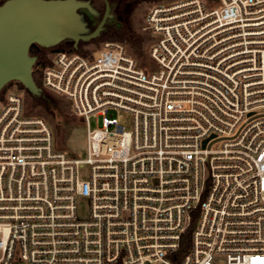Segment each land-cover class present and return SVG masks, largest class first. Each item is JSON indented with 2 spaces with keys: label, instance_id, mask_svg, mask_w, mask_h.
<instances>
[{
  "label": "built area",
  "instance_id": "obj_1",
  "mask_svg": "<svg viewBox=\"0 0 264 264\" xmlns=\"http://www.w3.org/2000/svg\"><path fill=\"white\" fill-rule=\"evenodd\" d=\"M144 28L149 64L106 41L40 67L85 157L0 100V264H264V0L156 4Z\"/></svg>",
  "mask_w": 264,
  "mask_h": 264
},
{
  "label": "water",
  "instance_id": "obj_2",
  "mask_svg": "<svg viewBox=\"0 0 264 264\" xmlns=\"http://www.w3.org/2000/svg\"><path fill=\"white\" fill-rule=\"evenodd\" d=\"M81 7L90 6L79 0H4L0 4V91L18 81L32 94H41L33 75L37 61L30 54L33 44L51 47L71 40L77 45L101 35L110 16L109 1L94 30L78 11Z\"/></svg>",
  "mask_w": 264,
  "mask_h": 264
},
{
  "label": "rangeland",
  "instance_id": "obj_3",
  "mask_svg": "<svg viewBox=\"0 0 264 264\" xmlns=\"http://www.w3.org/2000/svg\"><path fill=\"white\" fill-rule=\"evenodd\" d=\"M4 0H0V4ZM87 2L90 7H81L79 12L87 16L92 22L97 10L103 12L104 2L102 0H79ZM113 2L110 9V16L107 20L108 25L113 27V31L98 36L95 41H90L84 45L75 43L71 40L63 41L58 45L61 47L74 48L79 52L91 53L106 41H118L126 46L128 51L138 60L140 64H149L148 52L151 45L149 32L145 30V18L149 9L156 4L170 3L178 0H110ZM207 5L213 4V0H204ZM92 28V26H91ZM93 30V29H92ZM119 32L127 33L121 39ZM132 42H137L141 46L142 53H135ZM32 55V54H31ZM47 58L54 57V51L46 53ZM37 62V61H36ZM36 65V63H35ZM34 65V69H35ZM10 90H19L25 100V111L29 115H36L46 119L51 126L56 146L63 149L73 157L83 158L86 156V131L87 127L82 118L75 115L71 110L69 100L58 93L47 88L41 89V96L45 103H37L35 99L25 90L21 89L16 83H8L1 91L5 95ZM95 125V119H92ZM87 208H84V212Z\"/></svg>",
  "mask_w": 264,
  "mask_h": 264
},
{
  "label": "trees",
  "instance_id": "obj_4",
  "mask_svg": "<svg viewBox=\"0 0 264 264\" xmlns=\"http://www.w3.org/2000/svg\"><path fill=\"white\" fill-rule=\"evenodd\" d=\"M113 30L114 29H113L112 26L107 25V27H105V29L102 31L101 36L111 32ZM119 34L121 35V39H124L125 35L128 36V34L124 33V32H119ZM97 38H93V39H91L89 41L81 40L79 42V44L80 45H84L86 43H89L90 41H92V42L95 41ZM132 45H133V48L135 49V53H138V54L142 53L141 46L139 45V43L132 42ZM66 49H67L66 47H61L59 45H55V46H51V47H42V46H40L38 44H33L31 46L30 54H32V55L37 57V62H36V65H35V69H34L33 75H34V79H35L36 83L38 84V86H40L42 88L41 74H40V71H39L40 67L44 66V65H46L47 63L50 62V59L46 57L47 51H49V50H53V51L66 50ZM68 49L69 50H73V51H77V49L74 48V46H71V48H68ZM12 82L16 83L21 89H25V87L23 86L22 83H20L18 81H12ZM25 90L35 99V101L37 103H45L44 102V98L41 95H34L30 91H28L27 89H25ZM4 98H5V95H3L2 92H1L0 93V100L4 99Z\"/></svg>",
  "mask_w": 264,
  "mask_h": 264
},
{
  "label": "flooded vegetation",
  "instance_id": "obj_5",
  "mask_svg": "<svg viewBox=\"0 0 264 264\" xmlns=\"http://www.w3.org/2000/svg\"><path fill=\"white\" fill-rule=\"evenodd\" d=\"M92 2H93V0H91ZM103 2H104V6H103V8L102 9H104L103 10V12H101L100 10H97V13H96V15H94L93 16V19L95 20V21H91L87 16H86V19H87V21H88V24L90 25V26H92V29L94 30L97 26H98V24L101 22V20L103 19V16H104V14H105V11H106V0H102ZM109 1V3H110V7H111V5H113V2H111L110 0H108ZM107 25H108V23L106 22V24H105V27H107Z\"/></svg>",
  "mask_w": 264,
  "mask_h": 264
}]
</instances>
